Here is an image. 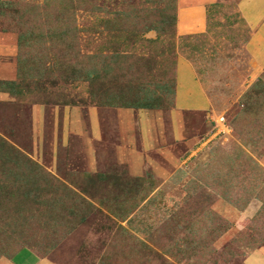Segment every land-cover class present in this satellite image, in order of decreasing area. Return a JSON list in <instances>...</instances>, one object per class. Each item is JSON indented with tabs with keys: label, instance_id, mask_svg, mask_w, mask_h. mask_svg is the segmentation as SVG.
Returning a JSON list of instances; mask_svg holds the SVG:
<instances>
[{
	"label": "rangeland",
	"instance_id": "obj_1",
	"mask_svg": "<svg viewBox=\"0 0 264 264\" xmlns=\"http://www.w3.org/2000/svg\"><path fill=\"white\" fill-rule=\"evenodd\" d=\"M0 82V264L264 247V0H0Z\"/></svg>",
	"mask_w": 264,
	"mask_h": 264
},
{
	"label": "crops",
	"instance_id": "obj_2",
	"mask_svg": "<svg viewBox=\"0 0 264 264\" xmlns=\"http://www.w3.org/2000/svg\"><path fill=\"white\" fill-rule=\"evenodd\" d=\"M199 1H200V3L202 2V0H199ZM195 6L197 8H195ZM198 6L199 5L193 4V5H191V7L187 8V9H189L188 10L189 12L187 13V17H185L184 15H181L180 23L185 25L184 32L193 33V32H199V31L204 32L205 31V29H206L205 26L207 25L206 13L202 7L198 8ZM199 28H201V29H199ZM256 39H257V37L255 38V41H256ZM262 62L263 61L260 60L261 64H262ZM193 104H195L194 106L199 107V108H204L206 105L201 100H199L197 102L195 101V103H193ZM205 146H206V144L203 145V147H205ZM200 149H198V151H201ZM27 251H28L29 255L27 256L26 260L22 264H53L50 261H48L47 259L41 258L38 254H36L32 250L27 249ZM12 259H14V257ZM245 264H264V247L255 250L251 255H249L245 260Z\"/></svg>",
	"mask_w": 264,
	"mask_h": 264
},
{
	"label": "trees",
	"instance_id": "obj_3",
	"mask_svg": "<svg viewBox=\"0 0 264 264\" xmlns=\"http://www.w3.org/2000/svg\"><path fill=\"white\" fill-rule=\"evenodd\" d=\"M261 84H262V82L261 81H259V83L255 86V89L256 88H258V87H260L261 86ZM0 85H2V86H5L6 88L5 89H8L7 87H9L10 85H11V83H1L0 82ZM253 93L251 92V95H252ZM255 97L254 96H251V99H254ZM244 116V115H243ZM243 116H241L239 119H238V121H237V124L239 125V130H240V134H241V137H249V135H254L253 134V132L251 131V129H249V125H248V120L245 118V117H243ZM254 138H256V136L254 137ZM250 140H252V139H250ZM252 143H254V140H252L251 141ZM35 252V251H34ZM36 253V252H35ZM36 254H38V253H36ZM39 255V254H38ZM15 256V255H14ZM13 256V257H14ZM40 256V255H39ZM12 257V258H13ZM41 257V256H40ZM41 258H43V257H41Z\"/></svg>",
	"mask_w": 264,
	"mask_h": 264
},
{
	"label": "built area",
	"instance_id": "obj_4",
	"mask_svg": "<svg viewBox=\"0 0 264 264\" xmlns=\"http://www.w3.org/2000/svg\"><path fill=\"white\" fill-rule=\"evenodd\" d=\"M222 121H223V122H222V123H223V126H224L225 128H224L223 132H221V130H219V132H220V133H225V134H226L227 131H228L227 126H226V124H225L226 122H225V120H223V119H222ZM219 128H220V127H219ZM220 133H219V134H220Z\"/></svg>",
	"mask_w": 264,
	"mask_h": 264
}]
</instances>
